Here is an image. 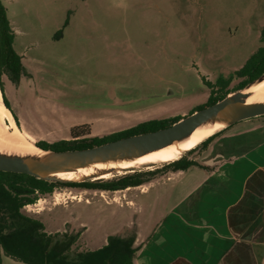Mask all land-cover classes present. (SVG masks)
Wrapping results in <instances>:
<instances>
[{"label": "rangeland", "instance_id": "obj_1", "mask_svg": "<svg viewBox=\"0 0 264 264\" xmlns=\"http://www.w3.org/2000/svg\"><path fill=\"white\" fill-rule=\"evenodd\" d=\"M3 3L22 70L14 78L6 72L2 81L13 112L29 126L13 119L32 144L71 140L77 126L103 137L144 121L189 115L218 91L220 76L240 70L264 46V0ZM241 81L234 77L227 89ZM204 152L186 155L200 162ZM196 168L165 171L118 191L56 186L22 211L44 221L47 233L75 237L76 252L99 249L110 236L135 237L136 247L198 181Z\"/></svg>", "mask_w": 264, "mask_h": 264}, {"label": "crops", "instance_id": "obj_2", "mask_svg": "<svg viewBox=\"0 0 264 264\" xmlns=\"http://www.w3.org/2000/svg\"><path fill=\"white\" fill-rule=\"evenodd\" d=\"M237 124L215 137L195 166L198 181L137 239L136 264H264V116Z\"/></svg>", "mask_w": 264, "mask_h": 264}, {"label": "trees", "instance_id": "obj_3", "mask_svg": "<svg viewBox=\"0 0 264 264\" xmlns=\"http://www.w3.org/2000/svg\"><path fill=\"white\" fill-rule=\"evenodd\" d=\"M260 40L264 42V28ZM14 41L15 32L10 24L3 0H0V87L4 103L19 126L18 117L6 98L2 81L6 72L14 78L19 77L22 70L21 56L13 47ZM263 73L264 46H260L240 70L228 77L220 76L215 83L219 88L218 91H213L208 101L191 113L222 100ZM234 77L242 78V81L230 91L227 88ZM181 118L183 117L176 116L148 120L103 137H91L90 129L86 125L77 126L71 131V140H60L54 143L39 141L36 145L44 150L56 151L91 148L124 137L164 129ZM223 131L213 135L187 154L198 149L206 151L215 137ZM195 166L200 165L196 160L188 159L187 155H184L176 161L166 163L163 167L147 171L136 170L111 178L70 184L51 183L27 174L0 171V264H4L5 257L25 264H136L135 256L141 246H134L135 237L110 236L107 244L99 249L76 252L72 248L75 237L67 233H47L42 220L25 214L22 209L26 205L35 203L39 194L52 193L56 186L118 191L150 183L157 175L165 171H186Z\"/></svg>", "mask_w": 264, "mask_h": 264}, {"label": "water", "instance_id": "obj_4", "mask_svg": "<svg viewBox=\"0 0 264 264\" xmlns=\"http://www.w3.org/2000/svg\"><path fill=\"white\" fill-rule=\"evenodd\" d=\"M262 81L264 73L222 100L157 131L132 135L85 149L56 151L37 146L43 152L39 155L15 154L0 149V171L27 174L59 184L106 179L105 176L108 175L134 172L137 169L126 168L131 162L169 148L195 134L216 128L219 133L241 121L264 116V100L250 99L255 86ZM153 165H144V168ZM71 172L82 174L67 175Z\"/></svg>", "mask_w": 264, "mask_h": 264}, {"label": "bare ground", "instance_id": "obj_5", "mask_svg": "<svg viewBox=\"0 0 264 264\" xmlns=\"http://www.w3.org/2000/svg\"><path fill=\"white\" fill-rule=\"evenodd\" d=\"M251 100H264V81L255 86ZM7 120L10 125L7 124ZM218 129L208 130L202 133L193 135L192 137L178 142L164 150L149 154L136 161L131 162L126 166L127 169H142L144 165H159L170 163L182 158L189 151L197 148L201 143L217 133ZM0 149L9 151L15 154H42L43 152L28 141L24 131H22L15 123L11 111L5 106L3 94L0 87ZM148 168V167H145ZM124 172H120L123 174ZM81 175L82 172H71L67 175ZM111 178L113 175L105 176Z\"/></svg>", "mask_w": 264, "mask_h": 264}, {"label": "built area", "instance_id": "obj_6", "mask_svg": "<svg viewBox=\"0 0 264 264\" xmlns=\"http://www.w3.org/2000/svg\"><path fill=\"white\" fill-rule=\"evenodd\" d=\"M29 206V205H28Z\"/></svg>", "mask_w": 264, "mask_h": 264}, {"label": "flooded vegetation", "instance_id": "obj_7", "mask_svg": "<svg viewBox=\"0 0 264 264\" xmlns=\"http://www.w3.org/2000/svg\"><path fill=\"white\" fill-rule=\"evenodd\" d=\"M50 194V193H49Z\"/></svg>", "mask_w": 264, "mask_h": 264}]
</instances>
